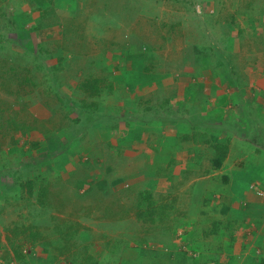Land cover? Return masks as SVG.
I'll return each instance as SVG.
<instances>
[{
    "label": "crops",
    "instance_id": "0c3cea01",
    "mask_svg": "<svg viewBox=\"0 0 264 264\" xmlns=\"http://www.w3.org/2000/svg\"><path fill=\"white\" fill-rule=\"evenodd\" d=\"M49 1L50 4H47L44 0L42 5L43 9L48 7V11L51 10L46 14H51L53 17L54 15H60L61 17L67 14H64L63 10L66 8L69 11L67 15H69L70 20L76 19L80 15V2L77 4L74 0L73 4H68L67 0ZM98 3L101 2H91L89 5L83 3L89 7L91 6L89 13L83 16V21L88 26L86 27V33L88 36H93V33L105 30L110 33L111 44L108 48H97L94 52L91 50L93 46H88L90 51L87 54L112 56L120 53V51L115 52L114 49H111L114 48L115 38L119 40L125 38L128 43L133 42L134 45H129L126 48L127 53L139 57L141 54L147 53L146 48L150 44H156L155 39L158 38L157 32L160 27L158 23L159 21L161 23L163 16L159 20L158 16L153 17L150 13L155 11L158 13L159 10L162 12L161 0H124V3L120 4L133 10L134 19L130 17L126 12L128 10L124 7L120 8L123 11L118 9L119 12H114L113 7L104 6L99 8ZM185 5L188 8L186 9L188 14L184 18L186 27L185 30L183 27L179 29L180 31H186L184 37L186 42L184 45L179 44L177 47H172L177 54H180V51L185 53V57L173 56L178 64L171 65L170 61L173 58L168 57V53L163 51L164 48L158 52L163 55L161 57L157 56L156 48L150 54L158 57H156V61L164 72L172 70L178 74L181 71L187 74L180 75L179 79H185L186 86L189 85L196 92H189V95L185 96L184 86L178 83L179 85L176 88L174 85L171 86L174 90L168 91L171 93L166 94V100L168 99L171 102L172 109L185 101L198 103L200 104V111H196L195 115L198 117L201 114L207 115L209 120H211L210 118L213 119L215 115H211L210 112L208 114L203 113L204 109L211 110V108H214L216 110L219 103L223 108L222 110L219 109L218 112L216 111L218 117H220L218 120H225L230 117L235 136L238 134H255L260 130L254 131V128L263 129L264 127V72L259 77L255 76V78L251 76L253 74L250 72L264 71V0H186ZM165 6H168V4ZM96 11L100 17L96 15ZM148 12L150 16H148ZM41 15L43 13H33L31 19L41 17ZM179 21L182 20L179 19ZM46 24L47 27L43 28L45 34L47 32L54 34L56 28L49 26L51 21ZM54 39H56L55 35ZM49 41L51 42V40ZM158 44L161 47V43L157 41ZM77 48L73 49L76 53H78ZM207 55L215 56L217 60L222 62L225 60L226 67L220 70L214 65L215 67L211 69L209 67L210 62L207 61ZM91 60L92 58L88 59V62L90 61L89 73L99 75L100 67L103 70H114L112 57L110 63L108 62L109 59L102 58L101 63L103 64H100V66L98 62H93L92 66ZM96 60L98 61V59ZM85 65L83 63L80 68L78 67L74 71V78L77 81L86 76L83 69ZM96 66H99V69H96ZM138 70L139 72L142 71L139 67ZM231 70L236 73L235 82L240 87L239 90L232 93L233 95H227L228 91L226 92L224 86L228 84V79L220 73ZM127 71L124 66L121 67L119 74L114 72L112 84L121 82L122 86L127 88H129V85L130 87L133 86L132 88L136 91L138 87L143 88L139 92L142 103H144L143 96H145L148 89L158 95L159 90H156L159 87H170L164 85L163 82L161 83V80H157V85L153 89L152 84L149 86L142 84L140 78H137L139 84L131 85L128 73L125 74ZM189 74L192 76L190 77ZM140 76H142V73ZM243 86H249L254 92L251 90L249 92ZM62 87L65 90V92H62L63 90L60 88L61 98L63 99L48 95V93L45 95L32 94L31 96L32 99L30 100L39 104L38 106L43 105V103L49 104L47 108L40 106L44 111L42 112L44 114L42 118L45 119L44 121L51 120L49 124L52 126L57 121L58 130L57 132L43 134L45 143L48 144L45 149V152L49 154L48 159L41 165L33 164L35 167L38 166L42 169L49 167L48 174H52L53 178L49 175L43 177L31 175L29 181L32 187V184L34 185L38 179H44L45 181L54 179V181L60 183L57 188L60 192L63 191L61 184H64L79 195L86 194L81 199L82 203L86 205L85 208H81L82 203L78 200L74 199L75 202L72 201L71 196L59 197L61 199L60 209H64L63 213L65 212L62 219L68 221L70 219L67 216L71 214L68 213V209H75L73 213L75 216L90 214L92 211L95 213L98 209L99 212H103L102 205L105 202L102 204V199L99 200L97 187L101 191L100 183L104 182V178H111L113 189L115 183H117V187H120V184L123 183L120 178L124 176L123 174L119 175L120 171L131 170L133 167L141 172L142 166L150 165L156 157L154 150L158 149L157 141L159 138L157 135L162 133L159 131L161 123L150 127H148V124H143L144 126L147 125L145 126L146 129H151L153 136H150V138H155L157 141L155 142L153 139L150 142L147 132L142 133L139 137L138 130H132L133 136H131L129 130L131 123L128 121V115L124 112V109H129L130 106L126 103V98L129 100L133 96L130 94H128L130 96H127L128 92H122V95L118 96L119 102H111L110 105L120 107L122 118H120L117 131L124 133L123 130L126 127L128 134H125L124 139L129 137L131 142L123 143L116 140L114 136L115 129L111 127L108 129L102 127L101 132L98 130L95 133H87V130H83L82 135H76L74 125L69 123V126L64 128L59 124V121L69 122L67 118H70L69 113H73V110L79 111V115L82 114L84 110L73 108L72 103L76 102L75 99H79L78 102H81L84 98L83 92L79 91L76 85L74 91L68 89L66 85ZM214 90L215 94L213 95ZM120 99L124 100V103ZM154 102L157 101L154 100ZM232 104H236V106ZM233 106L235 107L232 108ZM89 109L91 112L93 111L92 108ZM36 110L39 111L40 109L37 107ZM113 119L117 120V117ZM245 120L250 123L247 131H244L241 126ZM186 123L185 121L184 124ZM184 124H180V121L177 122L176 127H174L175 130L173 127L170 129L169 138H173L175 133L178 134L179 128ZM91 135L95 137H91ZM240 140L242 139L237 140L233 137L230 152L221 166L216 169L212 167L213 165H210L212 168L206 173L201 172L209 164H212V160L210 162L207 160L196 161L195 152L190 150L191 145L186 142L182 143V150L176 152L177 162H191L189 166L194 167V170L201 174L197 173L198 176L195 182L197 185L194 193L197 198L190 201L189 199L192 197L190 192L186 195V200L183 201L186 205L180 210L172 209L170 216L160 209L159 203L154 204L156 207L151 209L153 211L152 215L156 217L154 221H150L148 217L146 218L148 214L147 206L143 208L146 209L144 213H142L143 211L139 212L141 206L144 205L143 203H132V206L128 208L124 205L114 206V209L113 207L110 208V212L105 214L106 218L102 216V221L106 226L94 222L92 224L94 225L93 230L97 234H91L89 239L83 235L75 242L76 246L81 247V249L84 245L90 243L84 248L86 257L87 255L90 257L89 264H264V198L252 192L250 188L254 187L253 184L264 186V154L258 156V154H255V151H258L256 144L251 142L252 148L248 149L247 143L239 142ZM247 149L252 153L254 152L255 156L250 152L245 153ZM127 163H131V166H127ZM125 165L127 167L124 168ZM200 166L202 167L200 168ZM54 168H58V171H54ZM226 172L230 175V180H227L228 183L221 187L222 185L218 184L217 177H220V173ZM54 173L56 174L54 175ZM177 173L181 174L175 171V175ZM101 175L104 178L100 179L99 176ZM108 175L110 176L108 177ZM180 176L183 177V174ZM149 180L147 182H150ZM106 184L109 185L110 183ZM167 184V181L164 180L160 186L165 187ZM147 189H151V187L148 186ZM167 189L164 188L166 191ZM32 190V193H38L37 189ZM46 191L49 195L52 193L48 189ZM73 194L75 195V193ZM133 197L130 195L127 199ZM3 198L4 196L0 198L1 202ZM77 199H80V197H77ZM71 201L78 204V206L74 207L75 204ZM39 204L42 209L46 210L47 204ZM87 205H90L93 210ZM59 213H62V211H59ZM125 215L128 216L127 219H124ZM76 220L77 218H75ZM99 237H103L104 240L101 239L102 242H100ZM96 240L99 241L98 244L101 246L99 256H96L97 252L94 250ZM115 249L118 250V254L115 253ZM79 263L85 264L82 261H79Z\"/></svg>",
    "mask_w": 264,
    "mask_h": 264
},
{
    "label": "rangeland",
    "instance_id": "374dc122",
    "mask_svg": "<svg viewBox=\"0 0 264 264\" xmlns=\"http://www.w3.org/2000/svg\"><path fill=\"white\" fill-rule=\"evenodd\" d=\"M13 1L16 2L17 0ZM28 1L33 6L28 7L27 0H25L22 10L15 14L14 19H10L8 15L3 19V12L1 10L3 4L0 3V198L4 196L3 201H0V264H78L79 261L87 264L86 258L88 255L86 257V250H84V248L90 245V243L84 245L81 249V247L76 246L75 242L83 235L89 239L91 234H97L94 232V225L92 224L96 222L101 223L104 226L105 224L102 221V216L106 218L105 214L110 212V208L113 207L114 209V206L117 205H124L128 208L132 206V203H143L144 205L141 206L139 212L143 211L142 213H144L146 209L143 208H146L147 206L148 214L146 215V218L148 217L150 218V221H154L156 217L152 215L153 211L151 210L156 207L154 204L159 203L160 205L158 206H161L160 209L170 216V213L173 211L172 209L180 210L186 205L183 201L186 200L187 194L190 192L192 194V197L189 199L190 201H194V199L197 198L194 191H196L197 184L195 182L199 172H196L194 167L189 166L191 162H177L176 159V152H180L182 150V143H185L187 141L186 137L191 134L190 125L187 123L184 124L185 122L182 120L186 119L193 122L197 118L194 115L192 116L191 112H189V115L185 118L182 114L177 115V117H179L180 124H184V126L182 125V127L179 128L180 130L178 134L175 133L173 138H169V134L171 132L170 129L172 127L174 129V127H176V123H166L161 124V127L159 128V131L162 134L157 135L159 138L158 141L155 138H150V136H153L151 129H146L145 126L147 125L144 126V123L136 118H140L141 113L144 112L141 109L142 104L139 97V91L134 90L132 88L133 86L130 87V85L129 88L124 87L121 82L114 84L111 83L112 85H110L109 76L106 74L107 70H103V68L100 67V72H98L99 75L96 76L100 79L99 86H101V91H99L96 95L83 98L81 102H78L79 99H75L76 102L74 101L72 103V107L81 108L84 111L81 115H79V111L77 112V110H73V113H69L70 118H67L69 122L61 120L59 121V124L64 128L69 126V123L74 125L76 135H82V133H84L83 130H87V133H95L98 130L101 132L102 127L107 129L111 127L115 129L114 136L116 140L123 143L131 142L129 137L128 139H124L125 134H128L126 127L125 130H123L125 131L124 133L117 131L120 118H122V116H120V107L118 105H110L111 102H119L118 96H121L122 92H128L127 96L131 95L133 97H129V100L126 98L125 101L130 104V106L129 109H124V112L128 115V121L131 123V126L129 127L131 136H133L132 130H138L140 133L139 137L142 133L147 132L150 142L153 139L155 142L157 141L158 149L154 150L156 153L155 159L153 158L154 161L148 166H142L141 172L135 170L133 167L131 168L132 171H120L119 175H124L120 178L123 180L120 187H117V183H115V188L113 189L111 178L106 179L102 175L99 176L100 179L104 178L103 180L105 182V184L104 182L100 183L101 191H99L96 186L97 193L99 194V200L100 198L102 199V204L105 202V204L102 205L103 212H99L98 209L95 213L92 211L91 213L89 212L90 214L86 213L85 215L75 216L73 214L75 209H68V213L71 214H68L67 218L70 220L64 221L62 218L65 216V212L63 213L64 209H60V198L63 196H71L72 201L75 202V200H78L82 203L81 199L85 197L86 194L84 193L79 195L77 192L71 188L69 189L64 184H61L63 191L61 190L60 192L57 189L60 183H58V181H54V179L47 181L44 179H38L34 185L32 184V189H37L38 193H29L31 188L29 176L33 175L43 177L49 175V177L53 178L52 174H48L49 167L42 169L38 166L35 167L33 164L39 165L42 164V161H47L48 159L47 157L49 154L45 152V149L47 148L46 145L48 144L45 143V136H43V134H48L54 131L57 132L58 130L57 121L52 126L49 124L51 120L44 121L45 119L42 118V116H44L42 108H47L49 104L44 103L43 105L45 107L40 105L42 107L41 108L38 106L39 104L31 102V96L32 94L41 93V89H51L49 93L53 96H56V94L61 95V90H63L62 92H65L64 88L57 86L55 82L58 81L56 80L57 74H60V72H57L58 70L64 71L62 72L63 74H61V78H63L66 82V87H71V90L74 91L75 85L77 86L78 84L77 79L74 78V71L76 68H80L84 63L86 64L83 67L84 74L87 75L89 73L88 70L90 69V61L88 62V59L90 58H92V63L98 62L100 66V64H103L101 63L102 58H106L107 60L109 59L108 62L110 63V58L112 57L113 68L116 74H119L121 67H128V51L127 49L119 50L118 48H120V46L118 44H116L118 48H115L114 50L115 52L120 51V53L113 54L112 56L103 54H99L97 56L94 54H87L90 51L88 46H93L91 50L94 52L97 48H108L109 44H111V37H109L110 33L105 30L93 33V36H88L86 33L87 25L86 22L83 21V16L84 14L86 16V14H88L91 10V6H88L91 2L97 3L100 1L101 3H98L100 5L99 8L110 6L113 7L114 12H119L118 9L123 11V9L120 8L124 7L128 10L125 11L132 19H134L135 16L132 12L133 10H130V7L121 5L124 3V0H75L77 4L80 2V15H78L76 19L71 20L69 19V15H67L69 14V11H67L66 8L63 9L64 14L67 13L66 15L61 17L60 15H56L53 17L51 14H46L51 12V10L48 11V7L43 9V6L39 7L37 5L39 3L41 4V1L44 2V0ZM67 1L69 2L68 4L74 3V0ZM161 1L163 5V14L160 10L159 12L157 10L158 13H156V11L150 13L153 17L158 16L159 20L161 16H163L161 23L160 21L158 23L160 27L157 32L158 38L155 39L156 44L154 43L150 45L153 46L151 48H156V54L158 57L163 56L158 52L164 48L163 51L168 53V57L173 58L172 61H170L171 65H176L178 63L175 61L176 59H174L173 56H180L183 58L185 57V53L180 51V54H177L174 52L172 47H177L179 44L184 45L186 42L184 38L186 31H180L179 28L183 27L185 30L186 21L184 18L188 14V11L186 10L188 8L185 5L186 0ZM46 2L47 4H50L49 0H46ZM83 3L88 5H84ZM166 4H168V6H165ZM81 12L83 16H81ZM33 13H43V15H41V17L39 16L35 19H31V17H33ZM147 14L150 16L149 12ZM96 15L99 16L97 11ZM179 19L182 21H179ZM50 21L51 25L49 26H51V28H56V32L54 34L51 32H47L45 34L43 28H46V23ZM29 25H33L38 29L34 32L32 27H28ZM30 28H32L33 32L28 31ZM83 32L85 33V36H83ZM75 33L78 36L73 38ZM54 35L56 39H54ZM49 40H51V42ZM114 40L116 43L123 42L118 38H115ZM124 40L126 39L124 38ZM61 41L63 42L62 45ZM157 41L161 43V47H159V44L157 45ZM75 47H78L76 49L78 50V53L73 51ZM183 50H185V48H183ZM151 51L146 49L147 53L145 52L146 54H141L140 56L141 66L148 69V72H144L145 75L140 76L137 70L130 71V69H128L125 74L128 73L131 85L139 84L137 78H140L142 84L148 86L152 84L153 89L157 85V79L161 80L159 75L162 74V78H164L166 74L170 75L168 76L169 78H165L162 81L164 85H168L170 87H161V89H159V87L158 90L160 91L157 90L158 95H156V93H152L151 90L149 91L148 89L145 96H143L144 98L155 99L157 104L155 105L152 103V105H155L156 108L158 107L157 109H159V112L162 105L165 104L163 99L166 94L169 95L171 93L168 91L174 90L171 86L174 85L176 88V86L179 85L178 83H186L185 79L180 80L179 76L187 74H184L183 71L178 74L171 69V71L164 72L163 68L161 66L159 67L158 62L156 61L157 56L150 54ZM112 53L113 52L111 51V54ZM206 57L207 61L210 62L209 67L211 69L215 67L214 65H216L220 70L226 67L225 60L222 62L217 60L215 56H212V59L210 55H207ZM96 59H98V61ZM125 61H127V63H125ZM99 66H96V69H99ZM263 72L264 71H254L250 73L253 74L251 76L255 78V76L259 77V75H262ZM226 73H220L225 75L228 79V84L224 86L226 88V92L228 91L226 94L233 95L232 93L239 90L240 87L237 86V83L235 82L236 73L232 70L226 71ZM191 74H189L190 77L192 76ZM222 78L224 79V76ZM196 79L198 80V78ZM29 80L31 83L28 84ZM32 81L35 84V90H37L32 94H28L27 90L29 85H32L33 87ZM102 81L104 83H101ZM86 82H88V80ZM243 87H245L249 92L250 90L252 91L249 86ZM188 91L190 92L191 90H184L186 94ZM142 94L144 93L142 92ZM214 94L215 90L213 95ZM120 101H122V99H120ZM123 101L122 103H124ZM20 102H22V104H18ZM67 105L69 104L67 103ZM232 105L236 106V104ZM37 107L40 109L39 111L36 110ZM91 107L93 109L92 112L89 109ZM217 107L218 108L216 110L214 108H211V110L204 109L203 113L206 112L208 114L210 112L211 115L216 116H213V119L218 121V118L220 117H218L217 112L219 109L222 110L223 107L219 103ZM116 117L117 120H114L113 118ZM225 121L232 122L230 117L226 118ZM246 121L247 120H245L241 125L244 131L249 130L248 127L250 126V123ZM150 126L152 125L148 124V127ZM210 127L212 130L216 129L213 124H210ZM257 130L264 131V127L263 129L258 127L254 128V131ZM216 131L223 130L216 129ZM167 132L168 134H166ZM250 136L252 137V135H248L247 137L238 134L234 137L235 139L237 138V140L242 139L239 142L247 143L248 149L252 148L251 142L256 144L258 146V151H255V154L262 156V154H264V136L262 135L259 142H257L256 139L254 140L253 137L250 139ZM91 137L95 136L91 135ZM254 137L256 138V136ZM198 144L202 147L195 152V157L197 158L196 161L207 160L210 162L211 158L215 157L213 153L215 149H210L209 146H211V144H206L202 140H198ZM248 149L245 150V153L250 152L254 155V152L252 153V151H248ZM229 152L230 150L228 153ZM130 164L131 163H127L126 165L131 166ZM126 165L124 168L127 167ZM210 165L212 166V164H209V166L205 167L204 171L201 173L209 172V169L213 167H210ZM201 167L202 166H200V168ZM54 171H58V168H54ZM175 171L183 174V177L178 173L175 175ZM173 172L174 174L172 175ZM55 174L56 173H54V175ZM109 176L110 175H108V177ZM219 176L220 177H217L218 184L220 183L222 185L221 187H223L230 180V175L226 172L220 173ZM147 180L150 182H147ZM164 180H166L168 184L165 187L163 185L160 186ZM106 183L110 184L107 185ZM215 183H217V181H215ZM28 185H30V187ZM148 186L151 187V189H147ZM253 186L254 187H250L252 189L251 191L255 192L257 195L259 191L264 192V186H261L260 184H253ZM164 188H168L167 191L164 190ZM47 189L49 192L52 191L50 195L47 193ZM73 193H75L76 196ZM130 195L134 197L132 199H127ZM77 197H80V199H77ZM38 202L47 204L48 206L46 210L42 209ZM74 202H72L75 204L74 207L78 206V204ZM87 206L92 209L90 205ZM85 207L86 205L82 203L81 208ZM59 211H62V213H59ZM75 218H77L78 221H75ZM127 218L128 216L125 215L124 219ZM65 227H67V230ZM64 230H66L68 234L66 236L62 235L61 238L60 232ZM96 238H98V236H96ZM99 239L100 242H102L101 239H103V237H99ZM96 241L94 250L97 252L96 256H99L101 254V246L98 244L99 241ZM66 242H70V244L68 245ZM117 252L118 250L115 249V253Z\"/></svg>",
    "mask_w": 264,
    "mask_h": 264
},
{
    "label": "trees",
    "instance_id": "16d2710c",
    "mask_svg": "<svg viewBox=\"0 0 264 264\" xmlns=\"http://www.w3.org/2000/svg\"><path fill=\"white\" fill-rule=\"evenodd\" d=\"M13 2H14L13 0H0V3L3 4V6L1 7V10L3 12L2 13L3 19L7 15H8V17L10 19H14L15 14L17 12L21 11L22 8H23V4H25V0L24 1L17 0L16 2H14V4H13ZM43 4H44V2L42 1L41 4L39 3L37 5L40 7ZM27 6L31 7L33 5L27 0ZM81 15L83 16L82 12H81ZM54 17H55V15H54ZM28 27H32L34 32L38 29L37 27H34L33 25H31V26L29 25ZM32 28H30V30H28V31L29 32L30 31L33 32ZM32 35H34V34H32ZM76 36H78V35L75 34L73 36V38L76 37ZM83 36H85L84 32H83ZM122 41L123 42H118V43L115 42L114 48H111V49L118 48L116 46V44H118L120 46V48H118L119 50L120 49H126L127 47H129V45H131V46L134 45L133 42L128 43V41L124 40V38L122 39ZM149 46L146 49H148V50L150 49V51H151L153 49L151 47H153V46H151V45H149ZM127 54H129V53H127ZM125 56H127V55H125ZM128 56H129V58L127 57V60L129 62L127 63V61H125V63L128 64V67H126L127 70L128 69H130V70L136 69L140 75H141V73L143 75L146 72H148V69H146L145 67L141 66L140 57L139 56L134 55V54H129ZM92 65H93V63H92ZM138 67L140 68V70H142L141 72H139ZM114 71L115 70L107 69V72H106V74H108V76H109L110 85H111V83H113V73H114ZM57 72H60V74H57V78H56V80H58V81H55L57 86H60V87L65 86L66 82L64 81L63 78H61V76H62L61 74H63L62 72H64V71H59L58 70ZM96 75H97L96 73H94V74L88 73L82 79L84 81H81L80 79L78 80L77 89L79 91L83 92L84 98H87L88 96L96 95V94L99 93V91H101V86H99L100 79L97 78ZM162 76H163L162 74L159 75V78H161V83H162L163 79L169 78L168 76H170V75L166 74L164 78H162ZM59 78H60V80H59ZM54 79H55V77H54ZM87 80H88V82H86ZM29 83H31L30 80L28 81V84ZM101 83H104V82L102 81ZM34 85H35L34 82H33V87H32V85H29L28 90H27L28 94H32V93L36 92L37 89L35 90ZM182 85L184 86L183 87L184 90L189 89V90H191L190 92H193V93L196 92V90L193 89L192 87H190L189 85L186 86L185 82L181 83V86ZM67 88L71 89V87H67ZM84 88H85V90H84ZM144 88H146V87H144ZM159 89H161V87ZM50 90L51 89H48V90L41 89V93H36V94L45 95L46 93H48V95H52V94L49 93ZM142 90H143V88L141 89V88L138 87V91L139 92H141ZM188 93H189V91H188ZM188 93L185 94V96H188L189 95ZM55 97L60 99L61 95L60 94H56ZM166 97L163 99L165 104L162 105L161 110L159 112H158L159 109H157L158 107L157 108L154 107L157 104V102H154L155 99H153V98H143V102L144 103L141 102V104H142V106H141L142 108L141 109L144 112L141 113V115H140L141 117L140 118L136 117L137 120L139 119L144 124H151V125H155V124H158V123H161V124L177 123V122L180 121L179 117H177V115H181L182 114L184 116V118H185L186 116L189 115V112H191L192 116L194 115L197 118V119H195V121L191 122V121L186 120L184 118H183L184 120L181 119L184 122L186 121L187 124H189L190 128H191V134L186 137L187 138L186 143L191 145L190 150H192L193 152H196L198 149H200L202 147V146H199L198 140H202L206 144L210 143L211 144V146H209L210 149H213V150L215 149L214 152H213L215 157L211 158L212 165L216 169L219 168L221 166V164L223 163V161L225 160L226 156L228 155V151L230 150V144L232 142L233 137L235 136L234 132H233V126L231 125V122L230 121H225V120L212 121V120H215V119L210 118L211 120H209L207 118V115H203V114H201L200 117L196 116L195 115L196 111H200V109H199L200 104H198V103H188L186 101L184 103L180 102L181 104L179 106H176L175 109H172L171 102H169L168 99L166 100ZM31 102H32V100H31ZM32 103H34V101ZM152 103H154L155 105H152ZM18 104H22V102H20ZM145 104H148V105H145ZM145 106H146V108H145ZM191 109H192V111H191ZM218 122H219V124H218ZM210 124H213L216 129H221L223 131H216V129L212 130L211 127H210ZM198 131H201V132H198ZM223 133H224V135H223ZM253 135L256 136V138ZM253 135H252L253 139L254 140L256 139V141L259 142L261 137H262V135L264 136V131L263 130L257 131ZM244 136L248 137V134H246ZM252 137L250 136V139H252ZM211 147H213V148H211ZM42 163H45V161H42ZM39 165H41V164H39ZM28 186L30 187V185H28ZM31 192H32V187L30 188V192L29 193L31 194ZM65 229L67 230V227H65ZM66 230L60 232L61 237H62V235L66 236L68 234V232H66ZM68 243L66 242V244H68ZM89 258H90L89 256L86 258V263L87 264H89Z\"/></svg>",
    "mask_w": 264,
    "mask_h": 264
},
{
    "label": "built area",
    "instance_id": "2783aa9c",
    "mask_svg": "<svg viewBox=\"0 0 264 264\" xmlns=\"http://www.w3.org/2000/svg\"><path fill=\"white\" fill-rule=\"evenodd\" d=\"M258 195H259L260 197H264V192H263V191H259V192H258Z\"/></svg>",
    "mask_w": 264,
    "mask_h": 264
}]
</instances>
